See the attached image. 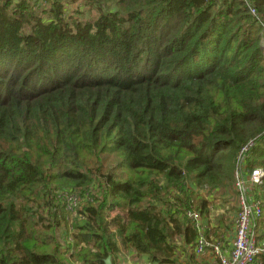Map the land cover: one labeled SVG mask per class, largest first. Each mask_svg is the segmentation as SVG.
<instances>
[{
  "label": "trees",
  "instance_id": "trees-1",
  "mask_svg": "<svg viewBox=\"0 0 264 264\" xmlns=\"http://www.w3.org/2000/svg\"><path fill=\"white\" fill-rule=\"evenodd\" d=\"M41 1L0 0V264H194L249 140L264 190V0Z\"/></svg>",
  "mask_w": 264,
  "mask_h": 264
},
{
  "label": "built area",
  "instance_id": "built-area-1",
  "mask_svg": "<svg viewBox=\"0 0 264 264\" xmlns=\"http://www.w3.org/2000/svg\"><path fill=\"white\" fill-rule=\"evenodd\" d=\"M248 7V12L254 16L256 13L248 0H243ZM264 30V26L262 27ZM252 144L249 140L238 151L236 168L233 175L232 188L236 197V209L229 217V230L232 232L231 247L224 251L220 241L211 240L210 236H204L205 222L196 210H186L185 217L190 221L196 231L193 254L201 255L204 251L211 254L214 264H258V256L264 253V235L256 237L254 228L261 215L262 202L255 186L259 183L262 170L247 167V150ZM208 212V220L213 221V214L218 211L216 207ZM215 217V216H214ZM133 256L151 263L148 258L138 256L134 250H129L123 255L121 250L115 254L119 264H132ZM214 258V259H213ZM145 264V263H144Z\"/></svg>",
  "mask_w": 264,
  "mask_h": 264
},
{
  "label": "rangeland",
  "instance_id": "rangeland-1",
  "mask_svg": "<svg viewBox=\"0 0 264 264\" xmlns=\"http://www.w3.org/2000/svg\"><path fill=\"white\" fill-rule=\"evenodd\" d=\"M28 2L31 5L32 9L34 10V13L38 14L40 6H41L40 4L42 3V1L41 0H28ZM78 2H79V0H75V1H73L70 4L67 5V7H66L67 11L70 12V14L71 13H75L76 14L75 10L76 11L79 10V11L82 12V14L81 15L80 14H78V15L76 14V16H77V18H80V19H87V18L92 17V15L96 14V10H95V6L94 5L93 6H89L88 4H83L82 2H80V3H78ZM43 16H45V15H43ZM28 27L29 26H27V28ZM260 34H264L263 28L261 29ZM261 48H262V52L264 53V42H262V47ZM246 165H247L248 168H250L249 164H248V161H247ZM252 168H257V166H253ZM259 193H262V195H263L264 194V190L261 189V191H259ZM211 196H212V198L210 200V205L209 206L216 207V209H218V211L213 214V218H211V219H213L212 223L216 222L217 220H221L222 219L221 223L223 222V225L229 226L230 213L236 209V197H235L234 190L230 186L227 189L215 191ZM260 200L264 204V200H263L262 196H261ZM262 207H264V206H261V217H260L259 220L264 219V209ZM75 214L76 213H75L74 210H71V213L69 214L72 223H73V217H75ZM201 220L204 221L205 224H206L208 222V214H206V213L202 214L201 215ZM254 229H255L254 232H255L256 237L259 238L262 234H264V227H261L260 224L255 226ZM215 232H216V229H213L212 233L215 234ZM55 233L58 235V230L55 231ZM172 240H174V243L176 245L179 244V242L177 240V237L174 236L172 238ZM129 250H130L129 248H121V252H122L123 255H127V252ZM205 255L208 256V258H210L207 251H204L202 253V256H205ZM210 256H211V254H210ZM213 263H214V261H213ZM72 264H76V262H74ZM194 264H205V263L199 261V263H194Z\"/></svg>",
  "mask_w": 264,
  "mask_h": 264
},
{
  "label": "crops",
  "instance_id": "crops-1",
  "mask_svg": "<svg viewBox=\"0 0 264 264\" xmlns=\"http://www.w3.org/2000/svg\"><path fill=\"white\" fill-rule=\"evenodd\" d=\"M210 209H212V208H209L206 214H208ZM232 213H233V211L230 213V216ZM221 220H217L214 223H212V221L208 220V222L205 224V226L206 225L209 226L207 236H210L211 240L220 241L221 244L223 245L222 248L226 252V250H229V248L231 247L232 232H231V230H229L230 229L229 226L223 225V222L221 223ZM213 229H216L217 234H216V232H215V234L212 233ZM206 255L202 256V254L201 255L193 254L192 259L195 261V263H199V261H201L205 264H214L213 261L210 258H208V256H206ZM209 257H210V254H209ZM133 258H135V257L133 256ZM181 259L182 258H180L179 262L181 261ZM119 262H120V260L118 258H116L115 263L119 264ZM144 263L146 264V261L139 259L138 257H136L135 260L132 261V264H144ZM182 263H184V261ZM165 264H173V263H165ZM177 264H181V263H177Z\"/></svg>",
  "mask_w": 264,
  "mask_h": 264
},
{
  "label": "water",
  "instance_id": "water-1",
  "mask_svg": "<svg viewBox=\"0 0 264 264\" xmlns=\"http://www.w3.org/2000/svg\"><path fill=\"white\" fill-rule=\"evenodd\" d=\"M104 263H105V264H110L109 257H106V258L104 259Z\"/></svg>",
  "mask_w": 264,
  "mask_h": 264
}]
</instances>
